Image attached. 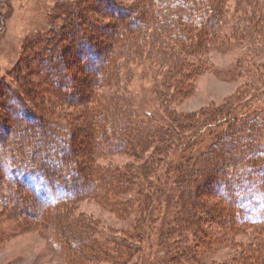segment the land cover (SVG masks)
Listing matches in <instances>:
<instances>
[{
  "label": "rangeland",
  "instance_id": "rangeland-1",
  "mask_svg": "<svg viewBox=\"0 0 264 264\" xmlns=\"http://www.w3.org/2000/svg\"><path fill=\"white\" fill-rule=\"evenodd\" d=\"M107 1L128 10L126 15L120 14L115 28L103 30L105 35L120 33L130 13L139 18L142 10L148 8L142 0ZM105 5L104 0H0V264H73L59 246L63 241L53 232L56 228L36 217L47 211L41 197L49 203L56 202L69 192L63 185L49 184L37 174L33 161H42L53 174L71 179L74 161L92 162L101 173L110 169L124 175L130 166L138 170L158 154V148L166 142L160 136L150 141L140 158L127 152L95 155L104 147L114 152L116 145L120 149L126 144L116 139V132L109 136L94 132L96 123L88 112L92 108L103 111L106 106L119 104L136 118L137 127L173 129L180 140L173 139L172 133L166 131L163 135L171 138L168 157L161 158L159 168L147 175L136 174L132 185L115 195L97 196L95 192L99 191L100 184L91 182L88 176L79 178L73 194L83 198L71 204L68 218L90 224V227L82 226L94 229V236L88 230L89 238L109 245L114 242L112 246L121 251L126 252L130 242H139L136 245L140 249L134 251L126 264H191L195 262V254L189 256L183 249L188 244L194 250L197 246L202 250L200 262L204 264H246L244 258H252L247 264H264V224H244L240 229V223L250 219L242 213L248 205L249 211L253 208L264 214V171L259 165L243 175L246 179L259 180L254 184L244 180L243 186L249 187L248 191L244 190V196L240 190L228 196L227 185L221 184L222 175L200 189L199 196L209 202L211 211L208 216V207L200 201L197 212L210 219L217 229L214 234L203 231L201 236H195L186 228L185 233L190 237L178 240L180 237L173 232L179 226L175 221L180 207L176 200L181 195L173 185L176 167L187 169V156L208 150L230 131L226 122L231 114L264 119V1L251 5L246 0H224L222 8L226 15L221 29L224 43L190 56L194 68L197 67L194 74L171 86L164 83L167 65H160L156 55H149L148 50H144L142 57L127 58L128 61L124 58L126 63L119 69V76L111 80L112 84H102L99 73L94 72L102 59L90 54L92 49L88 45L80 44L85 39L82 28L75 29L82 37L73 43L76 49L64 41L63 34L70 37L72 25L79 23L77 20L72 24V15L80 6L86 7L85 18L91 17L90 22L85 18L80 20L90 33L89 24L95 20L88 10L107 14ZM158 6L155 4V8ZM214 21L212 17V25ZM69 48L75 51L72 63L68 61L72 57ZM77 51L83 54L81 58ZM66 55L68 62L64 59ZM91 73L96 74L93 76L96 86L92 90L87 80L93 78ZM74 76L81 80H75ZM47 129L53 130L56 136H49ZM228 164L224 169L230 168ZM232 164L235 165L234 159ZM23 181L35 189L39 198L26 190ZM139 192L153 195L150 204L142 203L146 210L142 213L138 208L140 203L133 200ZM65 203L68 202H62ZM227 203L237 214L221 219L214 205L229 211ZM24 210L25 216L33 221H25ZM258 212L252 213L253 216ZM80 222L75 225L81 227ZM232 224L236 225V232L227 227ZM224 235L231 240H222L220 237ZM74 244L79 247V241ZM246 252L251 255L246 257ZM72 258L77 261L78 253H72ZM119 261L109 254L92 264H122Z\"/></svg>",
  "mask_w": 264,
  "mask_h": 264
},
{
  "label": "trees",
  "instance_id": "trees-1",
  "mask_svg": "<svg viewBox=\"0 0 264 264\" xmlns=\"http://www.w3.org/2000/svg\"><path fill=\"white\" fill-rule=\"evenodd\" d=\"M142 1H146L144 5H148V8L142 10L139 18L136 17L133 13H130L131 15L128 14L129 16H131L129 17V21L126 20V24L121 28L123 29V31L121 32L120 29V33L116 34L108 33L107 35H105L103 30H106L110 27L115 28L117 19H120V14L126 15L128 9L122 8L114 1L104 0L106 9H108L107 11L111 12V14L108 12L107 14L98 11L96 12V10L94 11V13H92L91 8L90 10H88V14H92L91 16L95 20V23L93 22L89 24L90 33L85 30V27H83L80 22L82 18H85V14H83V11L84 9H86V7L84 8L83 6H80L79 9H77V11L72 15V19H74L72 24H75L77 20H79L80 24L77 23L74 26L72 25L70 37H67L65 34H63V37L65 39L64 41L67 42L70 47L76 49L77 46L73 43L77 41V39H81L82 37L79 36L75 29L82 28V30L84 31V34L82 35L85 39L81 40L80 44L85 43V45H88V48L92 49V52H90V54L102 59V62L100 61V64L94 67V72L96 71L97 74L99 73L98 75L102 80V84H112L111 80L119 76V69L126 63L123 62L124 58H126V61H128L127 58L133 59L134 56L138 55H141L142 57L144 50H148L149 55H156L157 62L160 65H167L168 70H166L164 73V83L166 86H171L172 83L176 84L181 80H185L189 76V74L191 75V73H193V70L197 69L196 66L194 68V64L191 62V60H189L190 56L203 54L207 49H216L217 47H220V44L224 43L221 38V29L223 28L222 24L224 23L223 17H225L226 15L222 8V3H224V0H154L156 2L155 4L159 5L157 8H155L154 3L152 4V0H149L150 5L147 2L148 0ZM246 1H248V3H250L251 5L252 3L259 5L264 0ZM96 13H98V15ZM212 17L215 18V23L213 25ZM89 18L91 19V17ZM85 19L88 22L91 21L88 18ZM103 21H107V23H104ZM132 21L134 22L131 23ZM85 24H87L86 21ZM73 48H69L68 51L72 56L68 60L71 63L75 53V51H73ZM77 53L79 54V51H77ZM82 56L83 54H79L80 58ZM64 57V59L67 61V55ZM88 59L89 58H87V60ZM91 75V77H93L96 74L91 73ZM53 76L56 77L55 75ZM75 77L76 76H74V78ZM85 77L87 78V76ZM77 79L81 80L79 76L77 77ZM77 79L75 78V80ZM87 80L90 81L89 84L91 87L89 89L92 90V87L95 85L94 77L90 79L87 78ZM89 89L87 88L88 92ZM123 106L124 105L122 104H119L117 106H106V109L103 111H97L95 108H92V111L89 110V116H91V119L96 123V128L93 127L95 129L94 132L98 133L100 136H109L112 133L116 132L118 133L116 139L120 143L122 142L126 144V146L120 149L117 148L116 145V150H114V152H110L108 147H104L102 148L101 152L99 151L95 155L106 156L109 154L127 152L131 153L134 157L140 158L142 156V151L150 146V141H154L155 137L160 136L159 139L161 141H166L163 143V147L158 148V154L152 156L151 159H148V161H146L143 166H140L138 170H135L130 166L128 170H125L124 175L121 171H111L110 169L101 173L99 170L97 171L95 166H92V162L82 164L81 161H74V163H72L71 165L70 170L71 172H73V176L71 175L73 178L70 179L64 177L62 179V177L58 174H53V172H50L48 167L44 165V162H32L34 163L32 166H35L37 174H41L49 184L63 185L67 192H69V194L63 196L65 199L68 197L67 200H63L62 197L56 202L49 203L48 200L41 197V200L46 202L47 211L45 210L46 212L44 215L38 214L39 216L36 217L38 219L40 218V220L43 223H46V225L54 226L56 228L53 232L61 241H63V243H59V246L62 247L63 254L71 258L73 264H92L93 262H95V260H100L102 255L103 257H105L109 254L120 259L119 262H121L122 264H126L129 258L133 255L134 251L140 249V246L136 245L139 243L137 241L130 242V244H128L127 246L126 252H124L117 248L116 245L112 246V244L114 243L113 241V243L109 245L104 242L101 243L97 239H91L89 238L90 231L88 230H91L93 234L94 229L82 227L84 226L83 224L90 227V224H87L85 222L81 223L79 220L74 221V218H68L71 211V204H73L75 201L80 200V198H83V196H74L73 194L75 192L74 190L77 188L78 179L88 176L91 182L100 184V186L98 187L99 191L96 190L95 192L97 196L107 198L109 195L120 193L118 192V190L128 188L132 185V181L134 179L133 177H135L136 174L138 175L140 172H143L144 174L145 172V174L147 175L154 169L159 168L157 164L160 161L163 162L162 160H160L161 158L168 157V151L170 152L171 138L167 137L168 134L163 135L164 133H166V131L172 133L171 135L173 139H175V137H179L173 132V129L158 131V129L155 130L152 127L151 129L137 127L138 121L136 120V118L132 117L131 112H128V108L124 109ZM213 116L214 115L212 114V117ZM228 119L230 120L226 123L229 122L228 126L231 130L220 137V139H224L223 141L219 139L217 140V143H212V146L208 150L196 151L195 153H192V155L190 154L189 156H187L185 158L186 162L184 161L186 163L187 169L176 167L175 176L177 175V178L174 180L173 185L177 191H181V195H179L176 200L180 207L178 208L179 213L177 212L175 221L179 226L174 228L175 230H173V232L175 233L176 237H180L178 238V240L183 237H185V239L187 240L188 237H190L185 233L187 232L185 231L186 228H189L191 232L195 234V236L199 234L201 236L203 231L210 233L212 231V234H214V232L217 230L213 223H210V219H208L206 214L199 215L200 213L197 212V210H199L197 204L200 203V201L206 207H208L207 205H209V202L207 200L204 201L203 196H199L201 193L200 189L202 188V186H205L209 180L222 175L224 178L221 184L227 185L226 193L228 194V196L236 193L238 190L241 191V196H244V190L249 188L248 186H243L244 180H247L249 184H254L259 181L254 177H249L246 179L245 177H243L244 173H246V171L248 170H253L254 167L258 165V168L261 171H264V144H261V141H264V119L261 120L258 116L250 117L248 116V114L244 116H232L231 114ZM91 132L93 131L91 130L90 133ZM46 133H48L49 136L52 137L56 136V133L50 129H47ZM228 136H230L231 138H229ZM224 137L228 138L225 139ZM179 140L177 141V143L180 142ZM185 148L187 149V144ZM228 149H230L231 151H229ZM234 149L238 150L233 151ZM153 159L154 161H151ZM233 159L235 160V165L232 164ZM229 162L230 168L227 167V169H224V167L229 166ZM239 163H241L240 166ZM81 165L84 168L80 167ZM262 180L263 184H261L264 185V179ZM22 183L24 184L26 190L30 191L33 196L39 198L37 192L31 185H28L26 181H23ZM152 197V194H142L141 192L138 193V196L133 197V200L135 199L138 201V203H140L138 208L140 209L141 213L143 210L146 211L145 208L142 207V203L146 201L148 204H150ZM170 199L172 198L170 197ZM62 202L68 203L62 204ZM217 205H214V209L217 210L216 213L221 219L237 214L236 210L234 211L230 203H227L228 208H230L229 211L228 209H222ZM48 210L52 213L48 214ZM249 210L250 209L248 205L245 208V211L242 212L244 216L250 219H248L246 223H240V229L242 228V226H245L244 224H264V214L262 212L255 211L253 210V208L251 211ZM208 211H211L209 207L206 211L207 214ZM254 212H258V214H255V216H253L252 213ZM197 213L198 215H196ZM22 214L25 216L26 210H24ZM208 216L210 215L208 214ZM142 217L143 216L141 215V218ZM141 218L140 221L142 220ZM25 221L29 223L33 220H30L26 217ZM79 222L81 224V227L75 225V223L79 224ZM227 227H229L230 231L232 230V232H236L238 230L236 229L235 224ZM139 231L142 230L138 229V232ZM141 236L142 234L140 235V237ZM220 238H222V240L228 239V242L229 240H231L228 235H224ZM75 239L76 241H79V247L78 245L76 246L74 244V242H76L74 241ZM196 248L197 250H194V247L192 248L191 245L188 244L183 249L185 253H189V256L191 254H195V262H192L191 264H204V262H200V255L202 256L203 252L199 249L198 246ZM102 250H105L104 252L106 254L103 253ZM81 251H83L84 253H82ZM114 251H116L115 254ZM72 253H78L79 258H77V261L72 258ZM249 254L251 255V252H246V257ZM249 259L251 261L252 258H244V262L247 264ZM254 260L256 259L254 258Z\"/></svg>",
  "mask_w": 264,
  "mask_h": 264
}]
</instances>
